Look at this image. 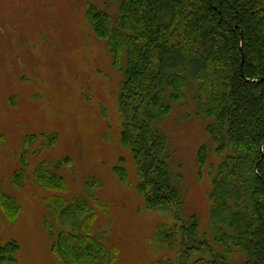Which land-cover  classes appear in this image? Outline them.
Instances as JSON below:
<instances>
[{
	"label": "rangeland",
	"instance_id": "374dc122",
	"mask_svg": "<svg viewBox=\"0 0 264 264\" xmlns=\"http://www.w3.org/2000/svg\"><path fill=\"white\" fill-rule=\"evenodd\" d=\"M89 4L114 16L119 8L111 0H0V248L15 246L0 264H76L53 251L59 220L50 207L77 196L94 208L93 235L115 249L112 264L174 257L158 238L174 216L147 208L121 142L123 76L91 29ZM196 96L193 85L158 126L168 138L182 212L207 228L212 170L201 172L198 153L213 145ZM38 169L55 180H42Z\"/></svg>",
	"mask_w": 264,
	"mask_h": 264
},
{
	"label": "trees",
	"instance_id": "16d2710c",
	"mask_svg": "<svg viewBox=\"0 0 264 264\" xmlns=\"http://www.w3.org/2000/svg\"><path fill=\"white\" fill-rule=\"evenodd\" d=\"M111 1L118 4L116 16L89 4L87 19L123 76L121 142L131 150L147 208L169 211L175 219L158 232L162 249L174 257L154 264H235V255L238 264H264L263 0ZM193 85L197 115L210 120L206 131L213 145L198 153L201 172L212 170L207 228L198 215L182 212L168 138L158 126ZM211 150L217 164L210 163ZM52 205L59 220L51 229L58 231L53 251L59 258L76 264L115 261V249L93 235L95 210L86 199ZM14 248H0V262Z\"/></svg>",
	"mask_w": 264,
	"mask_h": 264
},
{
	"label": "water",
	"instance_id": "95a60500",
	"mask_svg": "<svg viewBox=\"0 0 264 264\" xmlns=\"http://www.w3.org/2000/svg\"><path fill=\"white\" fill-rule=\"evenodd\" d=\"M241 49H242V47H241ZM243 63H244V59L242 60V66H243Z\"/></svg>",
	"mask_w": 264,
	"mask_h": 264
}]
</instances>
